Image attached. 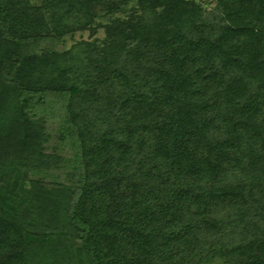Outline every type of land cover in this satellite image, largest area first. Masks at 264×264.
I'll return each instance as SVG.
<instances>
[{"label":"trees","instance_id":"1","mask_svg":"<svg viewBox=\"0 0 264 264\" xmlns=\"http://www.w3.org/2000/svg\"><path fill=\"white\" fill-rule=\"evenodd\" d=\"M208 1L0 0V264H264V0ZM46 91L77 185L26 110Z\"/></svg>","mask_w":264,"mask_h":264},{"label":"rangeland","instance_id":"2","mask_svg":"<svg viewBox=\"0 0 264 264\" xmlns=\"http://www.w3.org/2000/svg\"><path fill=\"white\" fill-rule=\"evenodd\" d=\"M40 0H31L32 3H39ZM207 9L212 8L208 0H195ZM3 18L0 19V26L3 25ZM97 36H101L98 31ZM88 32H77L72 36H66L58 39L51 35H42L40 37H28L19 41V53H41L48 51L63 52L72 43L80 39H88ZM6 77L9 80L11 67L8 65L5 70ZM22 97L26 100V110L29 115L35 119L44 122L48 141L45 145L50 152H56L62 155V161L49 168V171L59 174L63 180L78 184L77 168L79 163L76 159L77 146L73 139L68 122L65 119L64 105L65 97L53 92H44L40 94H24ZM210 264H224L217 259Z\"/></svg>","mask_w":264,"mask_h":264}]
</instances>
